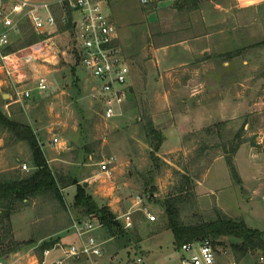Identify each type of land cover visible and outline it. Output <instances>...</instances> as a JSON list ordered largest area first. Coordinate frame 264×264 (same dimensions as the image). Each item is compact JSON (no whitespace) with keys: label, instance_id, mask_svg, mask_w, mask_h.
<instances>
[{"label":"rangeland","instance_id":"obj_1","mask_svg":"<svg viewBox=\"0 0 264 264\" xmlns=\"http://www.w3.org/2000/svg\"><path fill=\"white\" fill-rule=\"evenodd\" d=\"M51 9L61 14L57 1ZM105 12L128 59L131 90L112 118L104 119L102 104L91 98L98 82L78 59L72 29L46 33L56 34L53 42L60 49L54 64L46 59L55 53L46 37L36 42L45 53L31 59L38 70L23 63V56L37 51L17 52L35 43L5 60L13 77L0 67L2 112L30 125L46 156L53 157L49 165L56 175L78 181L64 189L68 207H62L76 219L97 223L74 210L78 186L91 197L99 188L118 197L113 208L104 197L96 204L114 213L128 240L109 236L100 224L96 238L110 240L95 264H130L138 256L146 264H178L181 251L173 243L167 201H173V218L181 224L226 216L261 231L264 239V0H155L146 6L138 0H108ZM25 22L11 29V46H19ZM188 46L206 51L188 63ZM18 72L25 73L24 80L13 85ZM39 75L46 78L42 90L36 88ZM25 88L29 97L15 94ZM148 120L162 134L156 150L146 139ZM107 160L110 172L104 174L99 163ZM22 163L28 170L21 169ZM15 167L20 172L33 168L29 145L0 127V179ZM43 198L49 205L45 220L30 223L39 209L38 204L32 211L25 209L34 208L31 200L18 203L19 209L1 220L0 251L17 246L0 256L1 264H73L63 256L75 241L67 237L71 228L62 236L35 241V235L52 232L56 224L50 215L58 209L57 200L39 196ZM125 214L131 221L128 227ZM240 242L233 236L216 239L219 264H264V249L243 254L237 249ZM44 244H51L50 256L60 255L46 257L40 249Z\"/></svg>","mask_w":264,"mask_h":264},{"label":"built area","instance_id":"obj_2","mask_svg":"<svg viewBox=\"0 0 264 264\" xmlns=\"http://www.w3.org/2000/svg\"><path fill=\"white\" fill-rule=\"evenodd\" d=\"M61 10L60 21H67V11H70L71 29L75 34V47L77 48L80 62L96 78L98 85L93 89L91 98L102 104L101 116L109 119L121 112V106L128 98L131 90L128 82L129 63L121 53L117 42L116 27L109 15L105 12L108 0H56ZM55 1V2H56ZM155 0H138L142 6L150 5ZM54 2H31L30 0H13L4 9L0 0V11L5 27L0 32V67L13 77L9 68L5 66V60L13 53H5L3 48L9 43L7 32L17 28L21 20H28L34 30L38 32L56 28V15L51 10ZM78 17L75 18L74 14ZM11 14L17 15L16 19ZM32 57L23 56V63H28ZM14 84L24 80L25 73L18 72ZM46 78L42 75L36 77V88L45 89ZM19 97H29L30 89L15 90ZM53 141H57L53 138ZM110 160L99 163L100 169L109 174ZM21 169L28 170L25 163ZM149 220L154 216L147 214ZM96 220V218H92ZM131 225L130 217L125 214L124 226ZM100 224L88 220H73L70 228L75 235V241L67 245L63 250L65 259H70L73 264H95L94 258L102 255V243L92 233ZM178 249L181 251L178 264H219L215 249L210 238H201L183 242ZM84 258V260H83ZM262 259V257H260ZM88 259L90 261H88ZM83 260V261H82ZM61 263V260H57ZM1 264V263H0ZM130 264H146L141 256L134 258Z\"/></svg>","mask_w":264,"mask_h":264},{"label":"trees","instance_id":"obj_3","mask_svg":"<svg viewBox=\"0 0 264 264\" xmlns=\"http://www.w3.org/2000/svg\"><path fill=\"white\" fill-rule=\"evenodd\" d=\"M187 1L190 0H185V2ZM59 17L60 15L56 16V29L60 31L70 30V11H67V21L65 23H62ZM22 29V40L19 46H11L9 42L3 48L5 53H11L18 48L36 43L46 38V33H48L47 30L42 32L34 30L28 20L22 24ZM77 56L80 61L78 52ZM145 126L147 141L154 150L158 149L163 139L161 132L153 127L151 120H148ZM0 127L9 132L14 139L23 140L29 145L33 162V168L29 172H20L19 168L16 167L2 172L0 179V222L2 219L8 220L9 215L19 209L17 207L18 203L24 204L32 198L42 195L57 200L63 206L64 203L60 189L70 184H76L77 181L72 179L67 182L65 181V177L58 176L53 172L43 154L41 144L29 124L10 118L0 109ZM231 169L234 173L233 166H231ZM173 204V201H167L165 212L168 216L169 227L173 235V243L177 248L183 242L190 240L207 237L211 239L214 245L216 239L220 236H233L241 239L237 249L243 254L251 249H264V239L262 238L261 231L249 227L242 220H234L222 216L198 224L184 225L174 220L173 213L175 209ZM73 206L74 210L80 211L82 215L95 214L97 221L103 225L109 236H117L119 239L128 240L127 233L121 228V224L116 220L114 213L106 206H98L91 195L86 194L79 186ZM9 229L10 225L8 221L7 231ZM51 247V244H44L40 249L42 252ZM16 249L17 246H12L5 251H0V256L13 252Z\"/></svg>","mask_w":264,"mask_h":264},{"label":"crops","instance_id":"obj_4","mask_svg":"<svg viewBox=\"0 0 264 264\" xmlns=\"http://www.w3.org/2000/svg\"><path fill=\"white\" fill-rule=\"evenodd\" d=\"M3 3H4V9H6V8H8V6L10 5V2L7 0H1ZM54 1H56V0H48V2H54ZM52 10V12L55 14V15H57L56 14V12L54 11V9H51ZM12 15H15V14H11V17H12ZM56 28H57V26H56ZM56 28H52V29H49V30H47L48 32H53V31H55L56 30ZM5 30V27H4V25H3V21H2V14H1V11H0V32H3ZM65 31H67V30H64V31H62V32H65ZM7 37L9 36V34H11V30H9L7 33ZM56 35V34H55ZM55 35H50V36H48L46 39H45V41L44 42H47V41H49V46H53V47H51V49L55 52V53H53V55H50V56H47L46 57V59L51 63V65L52 64H54L55 63V56H56V54L58 53V52H60V49H59V46H57V45H55L54 44V42H53V38L55 37ZM116 35H117V32H116ZM118 38V37H117ZM41 45V43H35V44H33V45H30V46H28V47H24L23 49H19L17 52H23V51H28L29 49H33L34 51H37V52H31V53H28V55H30L32 58H36V57H40V55H42V53L44 54L45 53V51L44 52H42L41 50L39 51V47H41L40 46ZM37 48V49H36ZM158 48H161V46H156V49H158ZM188 49H190V51H189V54L187 55V56H184V59L185 60H187V62L188 63H190L191 62V60H193V59H195V58H197L198 57V55H199V53H201V52H203V51H206L204 48L202 49V48H200V49H193V48H191V47H189L188 46ZM16 52V51H15ZM29 52V51H28ZM182 61V60H181ZM184 62V61H183ZM181 62L180 64H184V63H187V62ZM36 66H37V63L35 62V61H29V63H28V67H31V68H35L36 69ZM36 70H38V68L36 69ZM35 132V131H34ZM36 134V133H35ZM55 136H53L52 137V139L54 138ZM56 138V137H55ZM52 139H50V143H55V142H52ZM57 142H59V139L57 138ZM68 142H69V144H70V141H67V145H69L68 144ZM41 144V143H40ZM42 146V145H41ZM42 151H43V149H42ZM43 154H44V156H45V158H46V160H47V163H48V165L53 161V157H51V158H48L47 156H46V154L44 153V151H43ZM55 160V159H54ZM50 166V165H49ZM51 168V167H50ZM102 173H104L105 174V172L104 171H101ZM115 176H117V172H115V174H114ZM87 178L86 177H84V178H82V179H80V180H86ZM77 183H78V181H77ZM88 184V183H87ZM71 185V184H70ZM70 185H67V186H65V187H63V188H61L60 189V192H61V194H62V198H63V192H64V189H66L68 186H70ZM101 188H99V189H97V190H95L94 191V194L95 195H93L92 197H93V200L95 201V202H98V201H101V198H105V200H107V202H106V204L107 205H110V207L111 208H113L114 206H115V203H116V201L118 200V197H117V195H114L113 194V192L111 191V190H107L106 192H104V193H102L101 191ZM103 198V199H104ZM44 199V198H43ZM41 200V199H39V197H36V198H32L31 199V205H34V208H33V206L32 207H27V208H25V209H28V210H33V209H35L36 207H35V205L36 204H38V211H36V213L37 214H34L32 217V219H31V221H30V223L32 224V223H37V222H39V221H42V220H45L46 218H47V216L44 214V211L45 210H47L48 208H49V205H48V200ZM50 202H52V199L51 200H49ZM57 204V208L58 209H56L55 208V213L53 214V215H50V216H53V218H51L52 219V221H54L56 224L54 225L55 227L51 230L52 232H50V233H43V234H37V235H35V236H37L36 238L37 239H35V241H43V240H45L47 237H50V236H54V235H58V233H61L60 234V236H62V235H64L63 233V230H67L68 228H70V224H71V222L73 221V220H75L76 218H75V215L74 214H72L71 212H70V210H68V208H67V211H66V209L64 208V207H62V205L57 201L56 202ZM63 203L67 206V204L65 203V201H64V199H63ZM99 203V202H98ZM97 203V204H98ZM47 207V208H46ZM68 207V206H67ZM24 209V210H25ZM74 211V210H73ZM21 212V211H20ZM16 214H18V213H16ZM57 216V217H56ZM86 216V215H85ZM88 216H91V218H96V215L95 214H92V215H88ZM58 218H62L63 219V221L61 220V221H59L58 220ZM87 219H89V218H87ZM97 219V218H96ZM77 220H79V221H81V220H86V219H83L82 217L81 218H77ZM53 222V223H54ZM97 223L98 224H100L98 221H97ZM38 225V224H37ZM95 231H96V233H95ZM15 233V232H14ZM94 233H95V235L98 237V239H99V236H100V232L99 231H97L96 229L94 230ZM69 239H73V240H75V235H74V233H71L70 232V234L67 236ZM101 240V239H100ZM108 240H110L109 238H107V239H104V240H102V245H103V247L104 248H106L107 247V244H105ZM45 256L46 257H48V258H55L56 256H58V254H54V255H52V256H50V254H51V252H52V249H46L45 251ZM61 252V251H60ZM60 255V254H59ZM145 261V260H144ZM145 263H146V261H145Z\"/></svg>","mask_w":264,"mask_h":264},{"label":"water","instance_id":"obj_5","mask_svg":"<svg viewBox=\"0 0 264 264\" xmlns=\"http://www.w3.org/2000/svg\"><path fill=\"white\" fill-rule=\"evenodd\" d=\"M7 96H8V94H4V95H3V97H7ZM68 144H69V142H68Z\"/></svg>","mask_w":264,"mask_h":264}]
</instances>
